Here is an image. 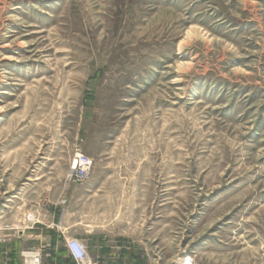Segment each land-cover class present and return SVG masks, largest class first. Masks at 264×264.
<instances>
[{
  "label": "rangeland",
  "instance_id": "1",
  "mask_svg": "<svg viewBox=\"0 0 264 264\" xmlns=\"http://www.w3.org/2000/svg\"><path fill=\"white\" fill-rule=\"evenodd\" d=\"M88 185L125 264H264V0H0V222Z\"/></svg>",
  "mask_w": 264,
  "mask_h": 264
},
{
  "label": "crops",
  "instance_id": "2",
  "mask_svg": "<svg viewBox=\"0 0 264 264\" xmlns=\"http://www.w3.org/2000/svg\"><path fill=\"white\" fill-rule=\"evenodd\" d=\"M87 179L83 182V185ZM87 192L82 193V236H77L85 247L90 259L89 264H125V261L136 262L132 257V242L119 240L116 246L115 242L110 241L107 233L114 232L112 227L101 228L92 226V211L96 209L93 201L99 199L108 200L119 195L114 193L92 192L88 185ZM121 197H124L121 194ZM127 197V196H125ZM70 200H67L65 216L70 217L73 214L68 207ZM56 208L49 213L43 214L44 220H37L39 216L35 209L28 212V219H17L12 222H0V264H23V252H36L40 256L39 264H76L69 255L66 248V241L69 238H75V230L71 227L63 228L55 225V215L58 214ZM72 217V216H71ZM30 218V219H29ZM37 218V219H36ZM57 223L60 224V221ZM74 227V225H73ZM130 232V230H129ZM73 234V235H72ZM119 255L117 254V252ZM116 255V256H115Z\"/></svg>",
  "mask_w": 264,
  "mask_h": 264
},
{
  "label": "built area",
  "instance_id": "3",
  "mask_svg": "<svg viewBox=\"0 0 264 264\" xmlns=\"http://www.w3.org/2000/svg\"><path fill=\"white\" fill-rule=\"evenodd\" d=\"M92 168V160L80 152H76L69 164L68 179L73 184L83 183ZM66 248L76 264H89L90 259L85 247L77 239L66 241ZM23 264H39L40 256L36 252L26 251L22 254ZM179 264H194L190 257H184Z\"/></svg>",
  "mask_w": 264,
  "mask_h": 264
}]
</instances>
